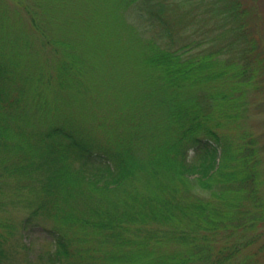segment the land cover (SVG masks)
I'll use <instances>...</instances> for the list:
<instances>
[{
  "label": "trees",
  "instance_id": "1",
  "mask_svg": "<svg viewBox=\"0 0 264 264\" xmlns=\"http://www.w3.org/2000/svg\"><path fill=\"white\" fill-rule=\"evenodd\" d=\"M20 1L0 0V202L46 228L48 263L264 264L256 0Z\"/></svg>",
  "mask_w": 264,
  "mask_h": 264
},
{
  "label": "rangeland",
  "instance_id": "2",
  "mask_svg": "<svg viewBox=\"0 0 264 264\" xmlns=\"http://www.w3.org/2000/svg\"><path fill=\"white\" fill-rule=\"evenodd\" d=\"M14 1L10 0V3L13 6L16 5L22 10L23 7L21 1ZM256 2L259 7L258 13L260 15L259 23H257V33L258 39L261 41L263 46L262 48L264 50V0H256ZM47 55L48 57L46 59L50 60V53H46L44 56L46 57ZM262 95L261 97L263 98H260L262 101H264V93ZM257 104H259L257 110H263V114L257 115V113L255 112V114L253 115V111ZM251 110L252 111H250L249 114L251 126L256 131L264 134V102L261 103V101H258L257 103H252ZM263 140L264 137H262V141ZM96 168L97 167L95 166H91L89 167L88 171H97L102 176V179L100 178L99 181H102L109 176L107 175L108 172L104 168V166H101L98 169ZM1 171L2 170L0 168V172ZM45 175V172L40 173V177H43ZM0 179H2L1 176ZM30 184H32L31 181ZM39 184L41 183H39L38 180V185ZM49 197L51 196H48L47 198L49 199ZM28 198L29 199H27V201L29 204L27 202H25V204L30 206L31 197L28 196ZM29 210L30 208L23 205V202L20 201L19 203H4L3 200L0 202V234L2 233V236H0V246L3 250L2 254H0V264H49L47 252H50L54 249V244H52L51 242L48 231L41 225V223H39V225L33 224L30 226H27V224L24 223L25 218L30 213ZM4 220L10 223V228L1 225V222ZM43 223L48 227L53 226V222L51 223V220L48 218ZM3 236H5L6 238H3ZM259 243L260 241H257L256 243L250 245V247L247 246L249 247L248 250H254L256 246H259ZM242 254L243 251L241 252V254H239L240 256L232 259V261H238L239 259H241L243 257L241 256Z\"/></svg>",
  "mask_w": 264,
  "mask_h": 264
}]
</instances>
